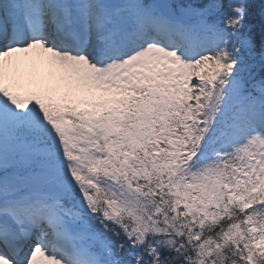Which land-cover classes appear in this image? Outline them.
<instances>
[{
  "label": "snow or ice",
  "instance_id": "obj_1",
  "mask_svg": "<svg viewBox=\"0 0 264 264\" xmlns=\"http://www.w3.org/2000/svg\"><path fill=\"white\" fill-rule=\"evenodd\" d=\"M0 264H264V0H0Z\"/></svg>",
  "mask_w": 264,
  "mask_h": 264
}]
</instances>
